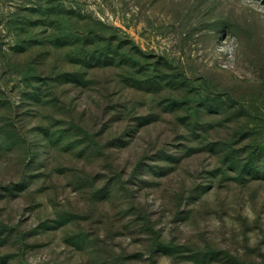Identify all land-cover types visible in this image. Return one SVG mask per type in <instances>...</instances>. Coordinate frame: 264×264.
<instances>
[{
	"label": "rangeland",
	"instance_id": "rangeland-1",
	"mask_svg": "<svg viewBox=\"0 0 264 264\" xmlns=\"http://www.w3.org/2000/svg\"><path fill=\"white\" fill-rule=\"evenodd\" d=\"M0 264H264V0H0Z\"/></svg>",
	"mask_w": 264,
	"mask_h": 264
}]
</instances>
